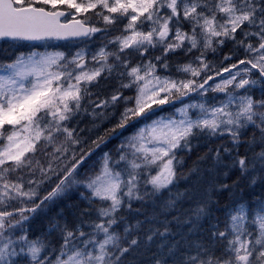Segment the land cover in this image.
I'll list each match as a JSON object with an SVG mask.
<instances>
[{
  "label": "snow or ice",
  "instance_id": "1",
  "mask_svg": "<svg viewBox=\"0 0 264 264\" xmlns=\"http://www.w3.org/2000/svg\"><path fill=\"white\" fill-rule=\"evenodd\" d=\"M0 264H264V0H0Z\"/></svg>",
  "mask_w": 264,
  "mask_h": 264
}]
</instances>
